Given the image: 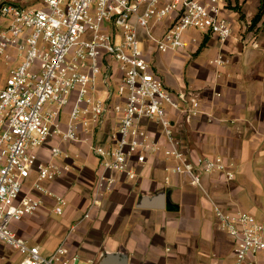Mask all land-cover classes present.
<instances>
[{
    "label": "built area",
    "instance_id": "2783aa9c",
    "mask_svg": "<svg viewBox=\"0 0 264 264\" xmlns=\"http://www.w3.org/2000/svg\"><path fill=\"white\" fill-rule=\"evenodd\" d=\"M28 4L39 7H25L16 0L0 5V244L20 256L19 264H81L65 242L45 255L12 230L15 223L41 210L42 200L32 191L51 197L56 214L62 215L67 206L65 197L41 186L59 176L39 160V150L52 140L91 146L101 169L93 206L101 205L116 184L108 173L136 181L139 168L161 152L175 162L168 169L171 174L205 195V176L220 173L229 182L237 178L234 164L223 157L192 159L177 139L170 114L191 124L205 114L202 99L195 90L167 89L151 57L153 52H184L189 30L214 38L221 46L234 39L224 15L225 0H33ZM190 43L196 45L198 40ZM252 47L261 48L256 41ZM225 64L222 56L211 62L217 69ZM100 92L107 98L96 97ZM109 121L113 125L107 141H99ZM63 154L59 146L51 149L52 157ZM33 173L37 181L25 193ZM212 206L215 229L233 243L234 264H264V219L227 210L215 201Z\"/></svg>",
    "mask_w": 264,
    "mask_h": 264
},
{
    "label": "crops",
    "instance_id": "0c3cea01",
    "mask_svg": "<svg viewBox=\"0 0 264 264\" xmlns=\"http://www.w3.org/2000/svg\"><path fill=\"white\" fill-rule=\"evenodd\" d=\"M6 1L0 0V4ZM32 1L16 0L20 4ZM224 15L234 31V39L227 44L202 38L199 48L194 46L185 53L192 59L188 64L174 53L159 54L153 60L167 89H193L202 99L205 114L191 124L170 114L177 139L192 159L223 157L234 164L237 178L229 182L220 173L205 176V195L183 177L171 174L168 169L175 162L161 152L139 168L136 181L108 173L116 184L101 205L93 206L101 169L91 146L52 140L39 150V160L59 176L41 186L65 197L67 206L62 215L56 214L51 197L33 192L37 181L33 173L24 191L40 198L42 208L15 223L13 232L39 246L45 255L65 242L81 264H224V258L234 264L231 239L215 229L212 202L264 219V41L260 49H253L256 38L240 36L238 15L230 11ZM205 39L207 44L202 47ZM210 48L216 49V57L224 58V67H213V60L199 62ZM99 96L107 98L104 92ZM112 125L111 121L105 124L99 141H107ZM56 146L64 152L61 157L51 155ZM86 214L89 218L84 219ZM20 261L16 252L0 244V264Z\"/></svg>",
    "mask_w": 264,
    "mask_h": 264
},
{
    "label": "rangeland",
    "instance_id": "374dc122",
    "mask_svg": "<svg viewBox=\"0 0 264 264\" xmlns=\"http://www.w3.org/2000/svg\"><path fill=\"white\" fill-rule=\"evenodd\" d=\"M260 2L261 0H225L226 3V11L234 12L238 15V23L242 27V31H240V36L244 40H253L256 38V42L261 44L260 42L264 41V17L262 21L257 24L256 26H253V20L259 13L260 9ZM18 3V2H17ZM3 4V2L1 3ZM0 4V5H1ZM20 4V3H18ZM25 7H39V6H31V4L25 5ZM236 8L239 9L240 14L236 11ZM244 18V19H243ZM229 20V19H228ZM230 22V21H229ZM3 23V21L0 19V24ZM231 23V22H230ZM185 36L187 37V49L184 52L176 53L175 56L180 57L183 59L187 64L192 61L190 56H186L185 53H188L191 48L197 47L199 48L200 44L203 41V34L199 33L197 31L189 30L186 32ZM191 39H197L198 43L196 45H192L190 43ZM190 40V41H189ZM140 49H144V45H140ZM195 53V52H194ZM159 55L157 52H153L151 54L152 58H156V56ZM216 49L210 48L209 50H205L203 54L198 58L199 62L202 63H208L212 60L216 59L217 57ZM100 84V82H99ZM113 90L117 91V86L113 85ZM193 90V89H191ZM96 97H100L99 95H96ZM243 211V210H240ZM245 212V211H243ZM248 213V212H246ZM225 261L224 264H229L228 259L224 258Z\"/></svg>",
    "mask_w": 264,
    "mask_h": 264
},
{
    "label": "trees",
    "instance_id": "16d2710c",
    "mask_svg": "<svg viewBox=\"0 0 264 264\" xmlns=\"http://www.w3.org/2000/svg\"><path fill=\"white\" fill-rule=\"evenodd\" d=\"M236 11L240 14V11L238 8H236ZM263 17H264V0H261L259 13L253 20V26H256L257 24H259L262 21ZM207 41H208L207 39L204 40L202 47H205V45L207 44Z\"/></svg>",
    "mask_w": 264,
    "mask_h": 264
}]
</instances>
